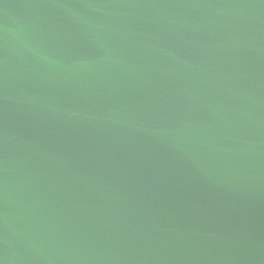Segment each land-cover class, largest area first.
Masks as SVG:
<instances>
[{
  "label": "water",
  "instance_id": "water-1",
  "mask_svg": "<svg viewBox=\"0 0 264 264\" xmlns=\"http://www.w3.org/2000/svg\"><path fill=\"white\" fill-rule=\"evenodd\" d=\"M0 264H264V0H0Z\"/></svg>",
  "mask_w": 264,
  "mask_h": 264
}]
</instances>
